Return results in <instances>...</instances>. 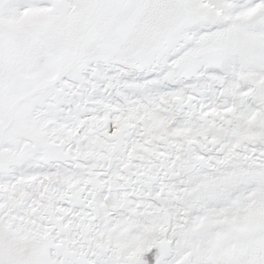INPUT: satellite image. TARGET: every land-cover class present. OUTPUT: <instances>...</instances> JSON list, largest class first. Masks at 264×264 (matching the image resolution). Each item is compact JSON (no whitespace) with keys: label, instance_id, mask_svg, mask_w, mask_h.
<instances>
[{"label":"snow or ice","instance_id":"snow-or-ice-1","mask_svg":"<svg viewBox=\"0 0 264 264\" xmlns=\"http://www.w3.org/2000/svg\"><path fill=\"white\" fill-rule=\"evenodd\" d=\"M0 264H264V0H0Z\"/></svg>","mask_w":264,"mask_h":264}]
</instances>
